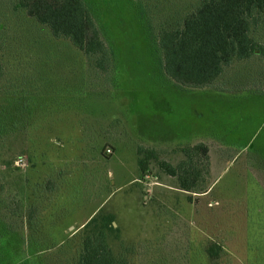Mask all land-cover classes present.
I'll return each mask as SVG.
<instances>
[{
	"label": "rangeland",
	"instance_id": "obj_1",
	"mask_svg": "<svg viewBox=\"0 0 264 264\" xmlns=\"http://www.w3.org/2000/svg\"><path fill=\"white\" fill-rule=\"evenodd\" d=\"M84 1L101 68L0 0V264H77L101 210L127 264H264V52L190 88L166 75L156 40L203 0ZM185 151L202 172L190 192L161 166Z\"/></svg>",
	"mask_w": 264,
	"mask_h": 264
},
{
	"label": "trees",
	"instance_id": "obj_2",
	"mask_svg": "<svg viewBox=\"0 0 264 264\" xmlns=\"http://www.w3.org/2000/svg\"><path fill=\"white\" fill-rule=\"evenodd\" d=\"M18 6L38 23L46 25L55 38L71 41L96 68H101L100 59L106 57L107 49L84 0H21ZM262 15L264 0H203L184 18L181 27L159 30L155 40L163 54L166 75L190 88L211 86L233 62L264 52L262 44L252 36ZM4 72L0 62V82ZM198 150H202L204 156L207 153L202 146L194 151ZM194 151H185L188 160L178 167L161 164L169 175L178 178L181 189L187 192L196 188L202 173L200 160L197 165L193 163ZM42 184L47 191H52V180L48 185ZM33 211L31 215L36 217ZM114 220L113 215L101 210L85 226L77 264H127L114 255L109 243V238L118 232ZM208 251L213 257L219 252L218 245H212Z\"/></svg>",
	"mask_w": 264,
	"mask_h": 264
},
{
	"label": "water",
	"instance_id": "obj_3",
	"mask_svg": "<svg viewBox=\"0 0 264 264\" xmlns=\"http://www.w3.org/2000/svg\"><path fill=\"white\" fill-rule=\"evenodd\" d=\"M113 225H114V227H116V224L115 223H113Z\"/></svg>",
	"mask_w": 264,
	"mask_h": 264
},
{
	"label": "built area",
	"instance_id": "obj_4",
	"mask_svg": "<svg viewBox=\"0 0 264 264\" xmlns=\"http://www.w3.org/2000/svg\"><path fill=\"white\" fill-rule=\"evenodd\" d=\"M20 161H21V162H23V160H22V159H21Z\"/></svg>",
	"mask_w": 264,
	"mask_h": 264
}]
</instances>
